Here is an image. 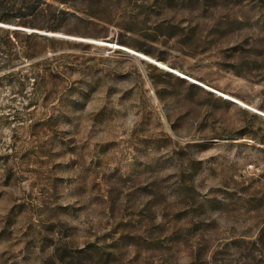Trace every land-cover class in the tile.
<instances>
[{
  "label": "rangeland",
  "instance_id": "374dc122",
  "mask_svg": "<svg viewBox=\"0 0 264 264\" xmlns=\"http://www.w3.org/2000/svg\"><path fill=\"white\" fill-rule=\"evenodd\" d=\"M1 19L0 264H264V0Z\"/></svg>",
  "mask_w": 264,
  "mask_h": 264
},
{
  "label": "trees",
  "instance_id": "16d2710c",
  "mask_svg": "<svg viewBox=\"0 0 264 264\" xmlns=\"http://www.w3.org/2000/svg\"><path fill=\"white\" fill-rule=\"evenodd\" d=\"M3 20V24H8L9 21L8 20H5V19H1ZM0 31H3L6 36L8 38H10L11 35H14L15 37L19 36V35H23L25 36L28 40H37V39H48L44 36H37V35H32V34H24V33H19V32H10V31H6V30H0ZM25 56L27 57H33L36 55V52H34V50H31L30 47H28L27 50H25V52H23Z\"/></svg>",
  "mask_w": 264,
  "mask_h": 264
},
{
  "label": "water",
  "instance_id": "95a60500",
  "mask_svg": "<svg viewBox=\"0 0 264 264\" xmlns=\"http://www.w3.org/2000/svg\"><path fill=\"white\" fill-rule=\"evenodd\" d=\"M0 27H2V28H6V29L17 30V31H28V30H26V29H22V28H19V27H13V26L5 25V24H1V23H0ZM29 32H30V33H39V32H35V31H29ZM44 35H46V34H44ZM51 36H55V35H51ZM134 55L137 56V57H139L140 59H143V60H145V61H149V62H151L152 64L156 65L157 67H159V68H161V69H163V70H165V71H168V72H170V73H172V74L178 75L177 73H175L174 71H172V69H171L170 67L162 66V65H160L157 61H152V60H149V59H145V58H143L142 56L138 55L136 52H135ZM178 76H179V75H178ZM183 79L190 80V79H188V78H183ZM193 83L197 84L196 82H193ZM197 85L202 86V85H200V84H197ZM202 87H203V86H202Z\"/></svg>",
  "mask_w": 264,
  "mask_h": 264
},
{
  "label": "bare ground",
  "instance_id": "6f19581e",
  "mask_svg": "<svg viewBox=\"0 0 264 264\" xmlns=\"http://www.w3.org/2000/svg\"><path fill=\"white\" fill-rule=\"evenodd\" d=\"M126 51V50H125ZM128 52V51H127ZM138 55H140V54H138ZM140 56H142L143 58H144V56L143 55H140ZM145 59H148V58H145ZM149 60H151V59H149ZM152 61H154V60H152ZM158 63H159V61H157Z\"/></svg>",
  "mask_w": 264,
  "mask_h": 264
}]
</instances>
